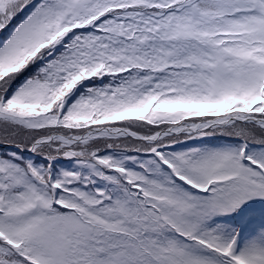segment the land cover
<instances>
[{
  "label": "snow or ice",
  "instance_id": "obj_1",
  "mask_svg": "<svg viewBox=\"0 0 264 264\" xmlns=\"http://www.w3.org/2000/svg\"><path fill=\"white\" fill-rule=\"evenodd\" d=\"M0 264H264V0H0Z\"/></svg>",
  "mask_w": 264,
  "mask_h": 264
}]
</instances>
